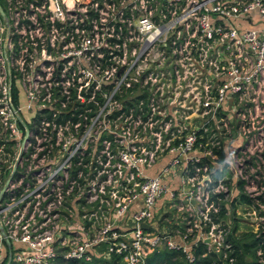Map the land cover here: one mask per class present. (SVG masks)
Listing matches in <instances>:
<instances>
[{
    "label": "built area",
    "instance_id": "1",
    "mask_svg": "<svg viewBox=\"0 0 264 264\" xmlns=\"http://www.w3.org/2000/svg\"><path fill=\"white\" fill-rule=\"evenodd\" d=\"M0 8V264L228 250L210 199L246 184L219 152L236 158L264 134V0ZM89 25L108 30L100 45ZM167 205L186 207V230L163 227Z\"/></svg>",
    "mask_w": 264,
    "mask_h": 264
},
{
    "label": "rangeland",
    "instance_id": "2",
    "mask_svg": "<svg viewBox=\"0 0 264 264\" xmlns=\"http://www.w3.org/2000/svg\"><path fill=\"white\" fill-rule=\"evenodd\" d=\"M91 1L92 0H88L89 5ZM109 18L110 16L108 15L107 20H105L103 23L107 24L109 22ZM93 34V41H99L97 44L100 45L101 40L103 41L105 38H107L108 30L99 26H94ZM131 52H133V50L130 51V53ZM3 83L4 82L1 79L0 86H2ZM21 97L22 95H20V100ZM26 117L30 116L27 115ZM257 126L259 125H254L253 129H251L252 127L250 128L251 132L253 131L252 133H258ZM243 140L245 139L243 138ZM241 142L242 140L240 136H238L237 133H233L231 140L228 141L226 146L232 151L235 150V147ZM225 159L228 163H230L233 171H239L241 169V174L244 175L246 179V194L252 195V197L255 199L261 197V200L255 202V207L239 205L233 210L230 208V204L234 201V199L237 198L238 195V191L233 188L230 194L224 200V204L228 209V213L226 215L225 224L222 227L226 229V235L232 231L235 223L236 227L238 228L237 235L249 232H259L260 229L264 227V202H262L264 200V134L261 136L259 135L250 141L248 147L246 148V152L241 153L236 158L228 153ZM226 179H228V174L225 177V180ZM200 208H202V206H200ZM168 212H170L171 215L168 216L166 221H164L163 227L171 233L175 232L176 230H180L181 227L183 228V231L186 230L185 227L189 221V211L186 209V207L183 205H178L177 207H170L167 205L164 207L163 213ZM201 219V216L198 218H193L191 219L190 224L196 223L199 225L202 221ZM262 263H264V258L262 259Z\"/></svg>",
    "mask_w": 264,
    "mask_h": 264
},
{
    "label": "trees",
    "instance_id": "3",
    "mask_svg": "<svg viewBox=\"0 0 264 264\" xmlns=\"http://www.w3.org/2000/svg\"><path fill=\"white\" fill-rule=\"evenodd\" d=\"M2 3V0H0ZM89 34L93 31L92 26H88ZM123 32L126 34V30ZM112 44L109 48L102 49L105 54L112 52ZM13 102H16L17 94L12 89ZM218 163L223 165V169L227 168L225 164V157L222 152H219ZM225 171V170H224ZM223 172H216V179L221 178ZM245 183L238 182L237 198L230 204V208L233 210L239 205H246L249 207H255V202L261 200V197L257 199L253 198L252 195H248L245 192ZM225 196L223 193L213 195L210 199L211 202H215L218 208L217 213H211L210 217L212 223L218 226L220 230H226L222 226L225 224L226 215L228 209L224 204ZM264 202V200L262 201ZM177 227V226H174ZM181 231L183 228L181 227ZM236 223L232 231L224 237V242L230 246L228 250H220L219 253L214 250H208V245L198 243L197 250L195 252V260L193 263H189L185 256L180 251H172L167 249H159L154 251L146 258L145 264H264L262 259L264 258V227L259 232L243 233L237 235ZM225 257V258H224ZM230 260V261H229ZM53 264H120L119 260L115 257H111L109 260H93L90 263L82 261H66L63 259H56Z\"/></svg>",
    "mask_w": 264,
    "mask_h": 264
},
{
    "label": "water",
    "instance_id": "4",
    "mask_svg": "<svg viewBox=\"0 0 264 264\" xmlns=\"http://www.w3.org/2000/svg\"><path fill=\"white\" fill-rule=\"evenodd\" d=\"M0 15H1L2 17H4V14H3V11H2L1 8H0ZM19 120H20V119H19ZM20 123H21L22 127L24 128L25 126H24V124L21 122V120H20ZM141 227H142V229H144V230H147V229H148V225H146V224H142ZM7 244H8V243H7Z\"/></svg>",
    "mask_w": 264,
    "mask_h": 264
}]
</instances>
